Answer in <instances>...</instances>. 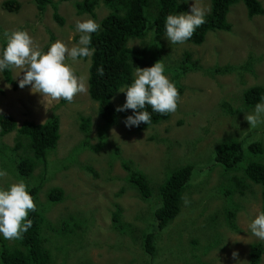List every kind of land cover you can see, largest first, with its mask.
Wrapping results in <instances>:
<instances>
[{"label":"rangeland","instance_id":"374dc122","mask_svg":"<svg viewBox=\"0 0 264 264\" xmlns=\"http://www.w3.org/2000/svg\"><path fill=\"white\" fill-rule=\"evenodd\" d=\"M3 1L0 0V48L3 33L16 30H27L44 51L57 40L72 47L78 44L75 37L81 35L75 27L78 20L91 18L99 23L109 13L99 3L95 18L78 16L75 3L80 0H52L64 19L60 26L49 4L40 13L33 0H16L20 3L18 12L9 13L1 8ZM260 1L264 8V0ZM185 3L190 13L193 0ZM201 3L210 6V0ZM227 20L230 32H208L199 46L188 42L171 44L165 34L154 37L153 29H149L146 43L131 42V46L140 48L159 40L163 47L158 56L166 69L178 66L185 53L204 69L234 66L229 72L212 76L198 71L181 77L184 92L176 112L167 122L144 131L125 127L121 116L115 125L104 126L97 104L87 92L89 58L68 61L76 74L84 77L86 86V91L78 93L72 102L44 99L33 93L30 85L14 88L0 73V114L12 116L16 129L25 122L41 124L52 116L59 119L56 148L27 177L16 175L7 152L0 155V168L8 172L0 179V187L7 188L21 178L29 191L40 186L37 203L46 219L43 235L51 264H249L250 245L261 243L264 247V240L253 236L249 229L261 211L260 185L244 181L241 171L226 172L214 161L215 149L224 138H237L245 145L260 141L264 146V124L250 128L245 115L254 108L244 109L241 101L244 90L264 85V14L248 18L244 4L239 2L230 7ZM11 71L13 81L19 83L22 70ZM166 74L173 77L171 72ZM124 101L125 94L120 92L112 99L115 109ZM224 102L236 110L235 116L226 115ZM222 115L225 119L219 118ZM81 118H90L86 132L81 129ZM16 129L1 137L0 143L13 147ZM251 158L264 163V152ZM187 163L195 169L183 191L180 213L163 231H157L153 212L159 205L158 196L152 200L139 197L127 180L124 165L144 172L156 189L169 170ZM53 187L64 191L61 202L47 200ZM226 211L235 212V230L227 224ZM114 213H119L122 225L128 224L129 230L113 223ZM144 231H157L153 256L142 250ZM233 252L238 253L236 258ZM260 264H264V254Z\"/></svg>","mask_w":264,"mask_h":264},{"label":"trees","instance_id":"16d2710c","mask_svg":"<svg viewBox=\"0 0 264 264\" xmlns=\"http://www.w3.org/2000/svg\"><path fill=\"white\" fill-rule=\"evenodd\" d=\"M33 1L40 13L48 4L51 5L55 21L60 26L64 24V19L57 11L58 6L52 0ZM239 2L244 4L248 18L264 14L260 0H210L211 11L206 16V23L201 25L187 42L199 46L204 42L208 32H230L231 24L227 20V14L230 7ZM99 3H102L109 13L99 22L101 25L99 31L91 34L95 54L89 58L87 92L90 100L97 104V113L104 122V126L110 127L117 123L120 116L126 119L127 116L133 114L131 109L121 113L117 112L112 99L117 96L122 87L133 82L136 67L141 69L151 67L160 60L158 54L160 55L159 49L163 47V44L161 45L159 40H155L154 43L150 42V46L140 48L131 46V42L136 40L145 42L149 29H153L154 37L163 35L166 17L169 14L186 12L187 4L185 0H181V3L179 0H80L75 3L76 14L78 16L87 14L95 18L94 10ZM1 8L9 13H17L20 3L16 0H5ZM79 37L80 35L76 36L74 40L78 42ZM2 47H4V41ZM100 66L104 68L102 77L97 75V68ZM171 67L170 65L166 72H171L173 77L170 79L175 82L180 98L183 95L184 86L179 80L187 73L199 71L205 76H212L214 73H224L234 69V66L204 69L199 61L193 59L189 53L183 55L178 66ZM2 74L7 83H11L14 88L18 87V83L13 81L11 68L6 69ZM262 96H264V85L247 88L242 94L243 108L250 109L255 106ZM222 109L226 115H236V110H232L227 102L222 103ZM241 109L240 107V112H242ZM146 110L151 113V123L148 125L141 123L139 127H135L137 131H144L154 125L167 122L172 114L153 113L151 107L147 105ZM223 116L219 118L225 119ZM81 120V129L84 132L88 131L90 118H81ZM221 123L219 122L220 127H222ZM59 125L58 117L52 116L44 123L25 122L16 129L13 117L1 113L0 138L15 129L17 135L13 147L0 143V155H5L7 152L12 157L10 160L16 169V175L27 177L36 166L44 164L47 154L56 148L60 137ZM20 150H23L22 154L19 153ZM263 152L264 146L260 141H250L245 145L240 139L224 138L217 145L214 157V161L226 172L241 171L244 181L260 185L261 211H264V163L251 157L262 155ZM241 164H243L242 167H240ZM124 167L128 172L127 180L139 197L143 200H152L154 195L158 196L159 205L153 212V218L157 231H163L180 213L182 194L194 173V165L187 163L169 170L163 182L158 184L156 189L144 172L126 164ZM238 182L239 187L243 188L239 180ZM39 191L40 186L38 185L30 190L37 207L34 212L29 213L28 218L32 219L33 224L23 238L9 244L0 236V264H51L50 249L46 246V239L43 235L46 219L37 203L36 194ZM63 199L64 191L60 187L51 188L47 194V200L51 203L61 202ZM226 214L227 224L235 230V212L226 211ZM112 218L113 223L119 229L125 230L129 226L128 224L122 225L119 213H114ZM157 231H144L141 234V247L146 255L155 254ZM262 245L261 243L250 245L249 264H260L264 254Z\"/></svg>","mask_w":264,"mask_h":264},{"label":"clouds","instance_id":"9594fccd","mask_svg":"<svg viewBox=\"0 0 264 264\" xmlns=\"http://www.w3.org/2000/svg\"><path fill=\"white\" fill-rule=\"evenodd\" d=\"M210 11L209 7L202 5L201 0H193L190 13L180 12L166 17L165 37L171 44L187 42L206 23ZM75 27L81 34L78 44L69 47L64 41L57 40L47 51L40 48L27 30L4 32V47L0 48V73L10 68L21 69L23 78L18 83L21 89L30 85L31 91L41 94L44 99L72 102L78 93L86 91V86L84 77L78 76L68 61L90 58L95 54L91 34L98 32L101 25L88 18L78 20ZM97 75H104L103 66L97 68ZM119 92L125 94L126 101L116 111L133 110V114L123 121L127 128L151 123V113L146 110V105L151 107L153 113L165 115L176 112L180 100L179 90L166 74L163 60L151 67H136L133 82L122 87ZM252 108L254 110L245 115V120L250 128H256L264 124V96ZM7 175V170L0 168V179ZM36 207L23 178L7 188L0 187V236L6 240L22 239L32 227L33 221L28 216ZM249 229L253 236L264 240V211L258 212ZM232 256L236 258L238 253L233 252Z\"/></svg>","mask_w":264,"mask_h":264}]
</instances>
